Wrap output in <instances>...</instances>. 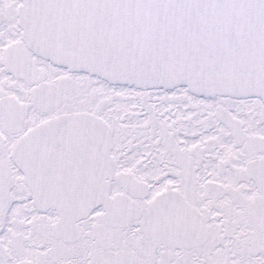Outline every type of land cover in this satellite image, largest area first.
Here are the masks:
<instances>
[{"label": "snow or ice", "instance_id": "6c2138e0", "mask_svg": "<svg viewBox=\"0 0 264 264\" xmlns=\"http://www.w3.org/2000/svg\"><path fill=\"white\" fill-rule=\"evenodd\" d=\"M0 264H264V0H0Z\"/></svg>", "mask_w": 264, "mask_h": 264}]
</instances>
